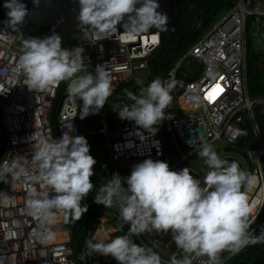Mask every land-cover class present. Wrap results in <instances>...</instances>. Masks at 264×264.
I'll return each instance as SVG.
<instances>
[{
    "label": "built area",
    "instance_id": "1",
    "mask_svg": "<svg viewBox=\"0 0 264 264\" xmlns=\"http://www.w3.org/2000/svg\"><path fill=\"white\" fill-rule=\"evenodd\" d=\"M250 18H253L251 25H261L259 35L264 39V11L260 0H234L229 11L167 71L162 81H174L178 63L192 59L198 63L199 75L185 81L178 94L171 93L172 103L164 110L171 119L163 120L161 126L154 125V131L119 117L109 124L104 105L98 113L90 111L86 117H99L102 127L96 132H79L75 119H81L83 101L71 96L68 92L70 81L65 83L57 105L60 138L72 127L75 129L72 135L83 136L87 141L92 134L104 137L107 162L100 160L96 173L100 187L114 174L121 176L122 170H132L134 165L149 158L154 161L167 159L170 170H182L198 155L203 143L220 142L242 160L245 171L256 177L250 200L259 201L254 213L257 218L248 231L251 237L264 231V129L261 125L264 94L249 95L247 87L246 62L249 42L254 35L247 26ZM81 32L85 40L72 48L84 49V64L89 72L95 74L96 66L104 64L112 81V94L120 84L132 81L136 70L149 69L150 57L161 47L159 30L129 36L124 29H117L110 38L100 40L90 28ZM16 37L0 24V124L6 141L0 156V264H78L70 229L52 230L55 238L45 241L38 220L28 212L29 189L41 188L31 179L39 170L32 156L42 137L55 139L51 112L61 83L43 91L28 90L26 77L19 67L23 53L14 49ZM166 142L175 157L167 152ZM18 156L27 160V175L21 174L14 179V172L18 170L6 169L11 168ZM230 161L243 169L242 163L233 158ZM6 178L11 179L7 191L1 188ZM68 222L69 215L57 214L55 225H68ZM105 223H109L111 229H107ZM129 227L120 217L117 203L115 209L103 205L92 223L89 239L108 242L117 232L125 235ZM131 238L134 243L152 248L169 264L173 256L182 258L185 255L176 245L171 231L152 230ZM238 252H222V264ZM113 259L111 255L96 254L86 257L85 264H110ZM207 259V256L196 257L193 264H204Z\"/></svg>",
    "mask_w": 264,
    "mask_h": 264
},
{
    "label": "clouds",
    "instance_id": "2",
    "mask_svg": "<svg viewBox=\"0 0 264 264\" xmlns=\"http://www.w3.org/2000/svg\"><path fill=\"white\" fill-rule=\"evenodd\" d=\"M33 3L38 7L40 0ZM4 7L9 10L6 25L19 31L28 15L26 5L20 0H6ZM79 7L80 24L89 27L97 40L110 38L121 24L126 34L134 36L151 28L166 31L169 22L166 13L157 11V0H79ZM21 37L19 67L29 91H43L70 81L69 94L83 101L81 119L104 107L112 95V81L104 64L96 66L95 74L89 72L84 64V49L62 47V38L55 32L44 38ZM177 83L180 82L156 78L141 88L139 95L126 92L134 103L116 105L119 118L154 131V125L171 119L164 110L172 103L171 92ZM73 132L72 127L59 139L42 137L32 156L39 170L31 179L41 188L29 189L27 208L43 229L45 241L55 238L50 226L56 224L58 213L78 221L88 211L82 200L94 187L91 177L97 161L90 155L87 139ZM198 154L205 158L209 169L203 186L188 167L173 171L167 162L150 158L134 165L130 176L114 174L101 185L94 202L106 208L117 203L120 217L130 227L125 235L108 242L87 240L80 259L99 254L111 255L118 264H169L152 248L134 243L131 238L152 230L171 231L176 245L183 250L185 255L173 256L170 264H193L196 257L204 256L208 257L204 264H222V252L235 253L249 243L264 241V231L256 237L248 231L257 218L254 213L259 201L249 198L256 177L236 162L221 159L211 144L203 143ZM26 164L27 160L18 156L6 171L17 169L14 179L27 175Z\"/></svg>",
    "mask_w": 264,
    "mask_h": 264
},
{
    "label": "trees",
    "instance_id": "3",
    "mask_svg": "<svg viewBox=\"0 0 264 264\" xmlns=\"http://www.w3.org/2000/svg\"><path fill=\"white\" fill-rule=\"evenodd\" d=\"M234 0H190L183 11H180V15L177 19V24L174 30V36L172 42L168 46H162L169 37V24L167 30L161 33V47L152 54V61L150 62V78L142 83H137L134 80L125 82L119 85L114 93L108 98L105 104V110H113V115L108 120L109 124H113L118 119L119 108L116 105H131L133 101L128 100L126 92H132L135 95H139L141 88H146L154 79L160 78L161 80L167 74V71L172 68L176 62L181 59L182 55L187 52L193 44H196L208 30L213 27V24L233 6ZM253 18L248 20V29L251 26ZM76 33V32H74ZM69 35V42L72 45V36ZM62 47L64 43L62 42ZM264 53L255 52L250 46L248 50V61L246 62L247 73V87L249 95L256 96L264 94V68L260 65L261 55ZM198 63L192 61V59L182 60L178 63L174 81L177 83L176 87L172 90V95L178 94L183 87L185 81L192 77L199 75ZM82 102V100H81ZM106 113V111H105ZM264 126V124H262ZM4 133V132H3ZM103 136L100 134H92L88 139L90 145V155L94 157L97 163L94 165V175L91 177V181L94 184L92 191L87 197L82 200V206L88 205V211L78 221L70 219L68 226L70 229V236L72 239L73 247L76 251L74 244V238H76L78 255L76 254V260L78 264H85V259L81 260L80 256L85 252L86 241L89 239L92 223L99 212V209L103 207L101 204L95 203V196L99 191V182L96 179V173L98 170V162L102 160L100 158V146L103 143ZM5 136L0 141V156L5 148ZM166 150L170 156L175 157L171 147L166 142ZM168 162V160H164ZM72 224L75 231H73ZM110 264H118L113 259ZM224 264H264V242L263 243H249L246 247L230 257Z\"/></svg>",
    "mask_w": 264,
    "mask_h": 264
},
{
    "label": "water",
    "instance_id": "4",
    "mask_svg": "<svg viewBox=\"0 0 264 264\" xmlns=\"http://www.w3.org/2000/svg\"><path fill=\"white\" fill-rule=\"evenodd\" d=\"M190 0H157L160 7L157 9L159 12L166 13L169 17V37L163 42L162 46H168L173 39L174 30L177 24V14L179 8L186 6ZM21 3L25 4L28 10V15L25 17L24 22L19 25V31L14 30L12 27L6 25L8 21L7 12L9 11L4 7L6 0H0V24L5 28L14 32L18 37L22 36L27 39L29 37L44 38L50 36L53 32L60 35L64 47L71 49L69 42V35L74 32H79L89 27L83 26L78 20L80 7L79 0H40L39 6H35L33 0H20ZM139 6V5H138ZM118 29H123L122 24L118 25ZM150 30H158L156 28H151ZM261 30V25L259 23H254L251 27V32L254 34L250 46L255 52L264 53V39L259 35ZM152 57H150V61ZM66 82H61L58 95L55 99L54 106L51 112V121L53 125L55 139H59V129H58V111L57 105L59 98L63 92ZM161 126V123H159ZM3 130L0 124V141L3 137ZM231 160V158H229ZM70 219L71 218V215ZM72 229L74 225L72 224ZM76 247V254L78 255L76 238L73 239ZM79 256V255H78Z\"/></svg>",
    "mask_w": 264,
    "mask_h": 264
},
{
    "label": "rangeland",
    "instance_id": "5",
    "mask_svg": "<svg viewBox=\"0 0 264 264\" xmlns=\"http://www.w3.org/2000/svg\"><path fill=\"white\" fill-rule=\"evenodd\" d=\"M260 4H261L262 11H264V0H260ZM85 38L86 37H85L84 33H82L81 31L74 33L72 36V45L75 46L76 44L81 43L82 41L85 40ZM14 49L19 51L20 53H22V38L16 37L15 43H14ZM260 64L264 67V54L261 55ZM149 76H150V71L148 69L136 70L133 80L135 82H138V81L143 82V81H146L149 78ZM105 111H106V117L110 121V118L113 115V110L106 109ZM75 125H76L78 131L81 133L96 132L100 127H102V126H100V118L99 117H89V118H85V119L76 118L75 119ZM104 145H105V140L103 139L102 146H100V158H103V162H107V152L104 149ZM212 146H213L214 151L217 152V154L220 156V158L227 161L228 163H232L228 158H233L238 163H242V160L239 157H237L233 152L229 151L226 148V146H224L222 143L216 142V143L212 144ZM186 167H188L190 169V172L194 174V175L192 174L193 176L197 175V177L199 179H201L202 182H203V179H204L206 172L209 171L208 166L205 164V158L199 156V154L196 157H194L193 159H191L187 163ZM130 174H131V169H124L121 171V177H127V176H130ZM10 185H11V179L6 178L5 181L3 182L1 188H2V190L7 191L10 189ZM125 186H127V185H125ZM252 192H253V190L249 193V198H250V195ZM112 208L113 209L116 208V203H113ZM105 227L107 229H111V225L109 223H105ZM50 228H51V230H60L62 228L68 230L69 226L67 224H57V225H52ZM121 235H123V233L117 232V233L112 235V238L114 239L117 236H121Z\"/></svg>",
    "mask_w": 264,
    "mask_h": 264
},
{
    "label": "crops",
    "instance_id": "6",
    "mask_svg": "<svg viewBox=\"0 0 264 264\" xmlns=\"http://www.w3.org/2000/svg\"><path fill=\"white\" fill-rule=\"evenodd\" d=\"M251 27H252V25L250 26V31H251ZM253 37V36H252ZM252 39V38H251ZM251 39H250V41H251ZM249 46H250V42H249ZM251 47V46H250ZM252 48V47H251ZM253 49V48H252ZM257 53H261V52H257ZM261 65V64H260ZM262 66V65H261ZM263 67V66H262ZM264 68V67H263ZM150 76H151V74H150ZM150 76H149V78H150ZM148 78V79H149ZM147 79V80H148ZM143 82H145V81H143ZM138 83V82H137ZM142 83V82H141ZM261 95V94H260ZM257 96V95H256ZM262 124H264V121H262L261 122V125ZM262 128L264 129V126L262 125ZM172 150V149H171ZM230 151V150H229ZM173 152V151H172ZM174 153V152H173ZM175 154V153H174ZM229 159V158H228ZM102 160H103V158H102ZM247 161H249V158H247ZM100 162V161H99ZM98 162V169L100 168V163ZM250 164V162H248V165ZM243 169L242 170H244L245 169V165H244V163H243V167H242ZM243 190V189H242Z\"/></svg>",
    "mask_w": 264,
    "mask_h": 264
},
{
    "label": "flooded vegetation",
    "instance_id": "7",
    "mask_svg": "<svg viewBox=\"0 0 264 264\" xmlns=\"http://www.w3.org/2000/svg\"><path fill=\"white\" fill-rule=\"evenodd\" d=\"M185 7H186V6H183V7L179 8V11H178V14H177V19H178L179 15H180V11H183V9H184ZM176 22H177V21H176Z\"/></svg>",
    "mask_w": 264,
    "mask_h": 264
}]
</instances>
